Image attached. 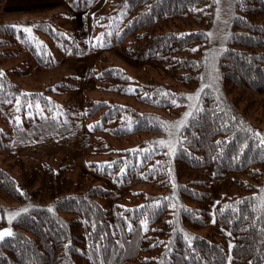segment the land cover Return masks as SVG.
I'll use <instances>...</instances> for the list:
<instances>
[{
    "label": "trees",
    "instance_id": "16d2710c",
    "mask_svg": "<svg viewBox=\"0 0 264 264\" xmlns=\"http://www.w3.org/2000/svg\"><path fill=\"white\" fill-rule=\"evenodd\" d=\"M6 1L0 0V12ZM63 1L70 11L51 17L53 24L62 16L89 14L99 0ZM215 8L216 0H111L103 13L95 15L94 35L126 57L149 59L186 88L183 97L170 84L150 79L144 88L134 91L141 104L164 111L174 107L173 101L186 107L190 105L187 96L202 87ZM44 24L47 21L39 24L41 32ZM13 26L0 23L1 117H13L19 99L42 96L49 105L44 95H51L53 86L27 95L13 80L31 75L35 67L59 64L52 54L48 57L56 59L53 64L44 60L43 52L68 51L72 45L83 49L92 42L75 31L55 32L49 24L50 35L55 36L52 41L60 47L37 45ZM227 33L226 47L217 61L219 80L206 81L203 86L177 132V144L169 148L172 150L163 161L165 172H158L159 148L105 163L108 174L124 172V187L146 180L145 176L135 178L137 166L150 169L149 179L157 175L165 182L164 196L149 197L143 206L113 215L103 205L112 193L99 184L74 180L66 166L30 169L22 161L0 166V192L16 204L0 206V228L11 230L0 243V264H264V122L258 113L262 111L264 116V0H236ZM15 47L28 52L27 68H6L9 60L20 55ZM100 79L122 95L132 85L125 70L107 63L100 68ZM84 104L89 119L100 116L101 124L116 122L114 135L119 138L135 133L165 134V121L155 113L111 106L107 100L91 96H86ZM39 114L22 123H1L0 152L10 143L29 147L43 139L72 135L78 128ZM127 158H133V167H125ZM205 175L232 178L229 193L213 211ZM212 223L229 237L202 236L200 232Z\"/></svg>",
    "mask_w": 264,
    "mask_h": 264
},
{
    "label": "rangeland",
    "instance_id": "374dc122",
    "mask_svg": "<svg viewBox=\"0 0 264 264\" xmlns=\"http://www.w3.org/2000/svg\"><path fill=\"white\" fill-rule=\"evenodd\" d=\"M110 1L99 0L87 15L77 13L72 18L62 16L59 20L54 19L57 21L56 24L51 23V17L70 11L63 0L6 1L5 7L0 12V23H12V25L17 26L16 28L20 30L31 28L30 33L26 32L27 36L30 41L34 40V43H37V45L43 42L47 44V47L48 45L60 47L57 42L52 41L55 36L52 37L50 35L52 33L50 28H48L49 24L55 32L75 31L85 40H88V42H92L89 43L90 47L88 45L83 49L81 46L72 45L74 43L72 41L69 45L72 46L68 51L62 48L60 52L53 50L50 55L45 51L43 52L44 60L50 62L51 58L48 56L52 54L53 58L59 59V64L47 67H35L31 70V75L24 78H13L20 85L21 91L27 95L41 92L49 85L53 86L49 88L51 95H44L50 103L48 105L46 99L41 95L38 98L19 99L16 103V111L13 113V117L0 116V124L3 122L9 123L12 120L22 123V121L33 119L39 116V113H42L45 118H56L62 124H70L78 128L72 135L62 136L55 140L43 139L38 144L29 147H13L10 143L7 149L0 152V166L10 167L19 161L24 162L30 169L42 168L45 165H52L56 169L66 166L70 176L74 180L81 182L86 180L93 184H99L106 190H109L112 193V197L103 201V205L115 215L119 210L122 211L126 208L131 210L136 206H143L149 197L160 199L165 193L163 189L165 182L159 181L157 175L154 176V180L149 179L150 169L145 171L144 168L139 169L140 167L137 166L138 170H136L135 178L137 176H145L146 180L141 184L132 185L131 183L124 187V172L122 174L120 172L119 175L108 174L105 163L109 159L116 160L128 156L133 157V155L139 157L141 153H138V151L143 152L147 150L150 152L155 148H159L156 157V162L160 166V171L158 172H165L163 161H165L166 156L172 150H169V148L177 144V140H179L177 132L179 129H182L188 117L185 114L191 112V108H193L197 99H189L187 96L186 99L190 100V105L184 107L185 104L175 101L174 107L165 111L156 110L150 106L141 104L137 100L134 91L137 88H144V82L150 79L159 83L165 82L170 84L174 89L176 88V90L181 92L183 97H186L187 93L183 85L175 82L164 69L159 68L149 59L137 61L126 57L119 49L108 46L102 37L96 38L97 36L94 35L95 15L99 12L103 13L109 6ZM235 1L218 0L217 2L216 0L213 25L209 31V41H207L205 48L207 62L205 63L202 87L200 89L204 88L203 86L207 84L206 81L219 80L217 61L227 44V29L233 15V10L235 9ZM44 21H47V24H44L45 28H42L43 32H41L39 24ZM60 36L62 35L60 34ZM52 42L53 45H51ZM15 49L20 50V55L9 60L5 64L6 68L12 70L27 68L30 65L27 64L30 62L28 52H23L18 47H15ZM71 50H77L78 53L72 55ZM56 59L51 60V64ZM104 63L115 65L125 70L130 76L132 85L128 88L125 95L120 94V92H113V85H110L107 80H97L100 68ZM68 76L75 80L73 83L76 85L71 83ZM61 81H63V84L60 86L59 82ZM196 94L190 97H195ZM86 96H91L94 99L96 98V100L99 98L105 99L111 106L119 105L140 113H155L160 115L165 121V134L135 133L119 138L114 135L116 132L113 128L117 125L115 121V123L101 124V120H99L100 116L94 119H89L86 116L84 107ZM20 110L25 111L20 112ZM258 113L262 115L260 118L264 122L262 111H258ZM7 130H9L10 134L12 133L9 126H7ZM128 160L125 167H133V158ZM145 172L148 175H145ZM205 181L208 182L210 192L209 206L211 211H213L219 200L226 193H229L232 178L224 177L217 179L205 175ZM156 203H160V200ZM15 205L10 197L0 192V206L8 208ZM9 214L10 220L13 218V212L11 211ZM223 232L212 223L208 229L202 230L200 234L204 237L212 233L217 234L219 237H229L226 232ZM135 264L142 263L138 262Z\"/></svg>",
    "mask_w": 264,
    "mask_h": 264
},
{
    "label": "snow or ice",
    "instance_id": "6c2138e0",
    "mask_svg": "<svg viewBox=\"0 0 264 264\" xmlns=\"http://www.w3.org/2000/svg\"><path fill=\"white\" fill-rule=\"evenodd\" d=\"M217 2H218V0H217ZM13 27H17V26H13ZM23 31H25V32H31V28H23L22 29ZM102 46V45H101ZM194 51H195V49H194ZM3 75H4V73L2 72V71H0V77H3ZM203 89H200V90H198V92H197V94H196V96L195 97H189V99H198V96H199V91H202ZM173 103H175V101H173ZM37 107H38V105H37ZM186 116L187 115H190V113H186L185 114ZM162 143V142H161ZM262 143H264V140H262ZM24 211H26V209L24 210ZM16 214H18V213H16ZM15 215V214H14ZM0 235H11V233L10 232H5V233H2V234H0Z\"/></svg>",
    "mask_w": 264,
    "mask_h": 264
},
{
    "label": "water",
    "instance_id": "95a60500",
    "mask_svg": "<svg viewBox=\"0 0 264 264\" xmlns=\"http://www.w3.org/2000/svg\"><path fill=\"white\" fill-rule=\"evenodd\" d=\"M5 232H10L11 233V230L9 228H2V229H0V234L5 233ZM9 236L10 235H0V243L2 241H4Z\"/></svg>",
    "mask_w": 264,
    "mask_h": 264
}]
</instances>
